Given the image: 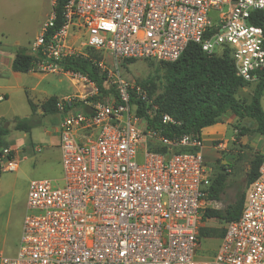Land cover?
<instances>
[{
  "label": "built area",
  "instance_id": "obj_1",
  "mask_svg": "<svg viewBox=\"0 0 264 264\" xmlns=\"http://www.w3.org/2000/svg\"><path fill=\"white\" fill-rule=\"evenodd\" d=\"M256 14L264 16V0H67L61 27L45 39L52 13L29 49L37 53L30 72L61 74L79 88L55 104L62 177L29 183L17 251L0 264H264V160L239 218L224 225L213 255L199 257L210 186L204 140L150 129L145 115L157 106L121 75L127 60L172 63L196 44L208 55L228 49L237 77L257 83L264 31ZM69 59L97 69L103 99L87 76L64 70ZM9 152L0 153L3 172L17 170Z\"/></svg>",
  "mask_w": 264,
  "mask_h": 264
},
{
  "label": "trees",
  "instance_id": "obj_2",
  "mask_svg": "<svg viewBox=\"0 0 264 264\" xmlns=\"http://www.w3.org/2000/svg\"><path fill=\"white\" fill-rule=\"evenodd\" d=\"M67 0H56L52 7L54 15L53 26L47 29L45 39H48L57 31L63 23V7ZM257 20L254 24L260 26L264 31V16L256 14ZM0 50L14 54L11 69L15 73L25 74L31 71L35 57L27 48L6 47L0 45ZM90 55H97L89 52ZM154 62L150 60H145ZM135 62L127 60L125 64ZM161 65L163 75L157 85L153 81H146L139 85L143 87L158 108L157 115L149 118L145 115L148 127L160 131V134L172 138L183 134L201 137L205 127L216 124L226 114L234 117L237 121L246 120L241 129H237L238 136L243 137V129L252 130L255 134L264 137V111L261 107V97L264 91V71L260 73L255 83L253 95L249 103L237 99L236 94L240 89L247 87L250 83L243 82L237 77L233 60L228 49H224L220 55H208L202 52L196 44H189L180 57L172 63L156 62ZM66 71H73L87 76L100 90L103 91V77L99 76L97 69L90 65L85 59H69L63 63ZM159 86V87H158ZM158 92L155 94V91ZM32 115L35 113L34 105L28 100ZM56 98L44 101L40 108L43 115H56L58 113L55 104ZM144 105H139V111H143ZM160 115H168L175 124L164 125L160 122ZM14 131L29 132L35 125L32 118H14ZM10 130L0 124V153L7 148L6 137ZM153 152L166 153L167 149L162 146L150 148ZM190 151V149H179L174 152ZM12 157L9 152L7 158ZM264 160L263 155L256 154L250 162L247 174L248 186L255 180L258 168ZM225 184L219 178H215L207 189L206 199L218 200L223 193ZM245 194L223 209H204L202 222L215 219L224 222V225L239 218ZM224 228L219 232L215 229L200 227L198 230L199 240L223 237Z\"/></svg>",
  "mask_w": 264,
  "mask_h": 264
},
{
  "label": "rangeland",
  "instance_id": "obj_3",
  "mask_svg": "<svg viewBox=\"0 0 264 264\" xmlns=\"http://www.w3.org/2000/svg\"><path fill=\"white\" fill-rule=\"evenodd\" d=\"M35 2L36 0H10L9 17L7 18L9 31H12L14 25L30 27L33 23ZM51 4V0H46L44 8L42 5L40 6L39 13H43V11L44 14L46 13L45 20L50 12L52 14ZM53 5L54 3L52 7ZM38 8L39 6L36 7V11ZM10 35L11 33H9ZM22 43L23 46H27V41H22ZM32 44L27 49H30ZM121 75L124 80L132 85H139L146 81H153L157 85L161 81L163 69L156 62L139 60L124 64ZM23 77L24 89L13 90L8 95V99L0 103V124L4 121V125L10 130L5 139L7 145L10 144V139L16 132L12 127L14 118H32L36 123L30 131L33 147L27 145L23 147L16 140L17 143L15 144L19 147L16 156L18 159L17 170L0 172L3 189H8L10 193L15 195L22 193L25 184L28 188L32 180L43 178L56 180L62 177L60 152L56 147V144L58 145L56 130L58 129L59 118L55 115H43L40 106L51 97L60 100L68 95H75L79 91V88L75 87L72 81L61 74H30ZM254 87L255 83L240 89L236 94L237 99L249 103ZM107 88V85H103V91L98 93V100L104 98ZM28 100L35 107L33 115ZM260 103L264 111V91ZM245 122L246 120L237 121L233 116L226 114L223 119L216 123L217 127L222 129L223 135L210 142H204L203 154L210 184L215 178H219L225 184V189L218 200L205 199V209H223L244 195L248 188L247 174L250 162L256 154L262 153L261 155L264 156V137L255 134L252 130L247 131L245 129H243V137L238 136L237 129H241ZM200 227L215 229L219 232L224 228V222L215 219L205 220ZM218 244L219 239L217 238L201 240L199 256L202 258L210 257L215 253ZM2 255L10 256L12 254L4 252Z\"/></svg>",
  "mask_w": 264,
  "mask_h": 264
},
{
  "label": "crops",
  "instance_id": "obj_4",
  "mask_svg": "<svg viewBox=\"0 0 264 264\" xmlns=\"http://www.w3.org/2000/svg\"><path fill=\"white\" fill-rule=\"evenodd\" d=\"M9 2L10 0H0V45L6 47L27 48L31 43H33L36 35L40 31L42 24L51 15V12L45 20L46 13L44 14V11L43 13L39 12L41 5L44 8L46 0H36L32 19L33 23L30 25V27L25 28L21 25H14L12 31H9L7 27V18L9 17ZM38 6V11H36V7ZM50 7L52 11V4L50 5ZM9 33H11L10 36ZM22 41H27V46H23ZM13 59L14 54L0 50V97H3V101L8 99V95L13 90L18 88L24 89L23 76L38 74L28 72L22 75L21 73L13 72L11 69ZM55 116L59 118L58 113ZM12 124L14 126L13 120ZM30 131L27 133L16 131L12 136L13 138L10 139V144L7 145L6 149H9L12 152V159L17 163V168L18 159L16 158V156L17 152L19 151V147L17 146V144H15L17 143L16 140H18L20 145H22L23 147L26 145L28 147H33V143L30 138ZM222 135V129L217 127L216 124L205 127L201 132V138L204 140V142H210L214 138L221 137ZM253 145L255 146L256 144ZM56 147L58 148L57 144ZM0 172L2 173L3 171L0 170ZM27 193L28 188L26 184L23 187L21 194L15 195L13 193H10L8 189H3L0 178V258L4 256L2 255V253L4 252H8L9 254H12L10 256H13L17 251L21 236L22 221L27 211Z\"/></svg>",
  "mask_w": 264,
  "mask_h": 264
}]
</instances>
